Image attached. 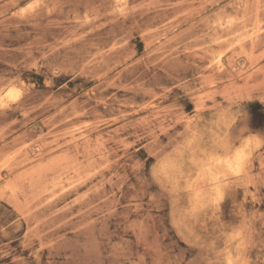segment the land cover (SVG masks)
I'll list each match as a JSON object with an SVG mask.
<instances>
[{"label": "rangeland", "instance_id": "obj_1", "mask_svg": "<svg viewBox=\"0 0 264 264\" xmlns=\"http://www.w3.org/2000/svg\"><path fill=\"white\" fill-rule=\"evenodd\" d=\"M0 264H264V0H0Z\"/></svg>", "mask_w": 264, "mask_h": 264}, {"label": "bare ground", "instance_id": "obj_2", "mask_svg": "<svg viewBox=\"0 0 264 264\" xmlns=\"http://www.w3.org/2000/svg\"><path fill=\"white\" fill-rule=\"evenodd\" d=\"M219 136H220V135H219ZM251 140H252V139H251ZM247 141H248V140H247ZM248 143H249V142H247V144H248ZM200 144H201V143H200ZM245 149H246V148H245ZM211 151H212V150H211ZM227 152H228V151H227ZM226 154H227V153H226ZM226 154H225V156H227V157L224 158V156H222V158H224V159H228V158H229V156H228L229 154H228V155H226ZM230 154H231V153H230ZM235 154H236V152H235ZM235 154H234V155H235ZM238 154H240V153H238ZM213 155H214V154H213ZM234 155H233V156H234ZM233 156H230L229 159H231V157H233ZM239 156H240V155H239ZM239 156L236 154V156L233 157V158H234L235 160H238V157H239ZM244 156H245V155H244ZM218 157H220V156L218 155ZM218 157H216V158H218ZM212 158H213V157H212ZM216 158L214 159V161H215V162H218V161H219V160H218L219 158L217 159L218 161L216 160ZM233 158H232V159H233ZM224 159H222L221 162H223ZM234 159L231 160V161H232L231 164L234 163V162H233ZM241 160H242V159H241ZM211 161H212V160H211ZM214 161H213V162H214ZM213 162H212V163H213ZM221 162H220V163H221ZM224 162H225V164L228 163V162L226 163V161H224ZM236 162H237V161H235V163H236ZM209 163H210V162H209ZM229 163H230V162H229ZM221 164H222V163H221ZM223 164H224V163H223ZM238 164H239V163H238ZM205 165H206V164H205ZM208 165H209V164H208ZM212 165H213V164H212ZM212 165H211V166H212ZM219 165H220V164H219ZM226 166H227V165H226ZM226 166H225V167H226ZM232 166H233V165H232ZM234 166H235V165H234ZM236 166H237V165H236ZM239 166H240V165H239ZM207 167H208V166H207ZM220 167H221V166H220ZM229 167H231L230 164H229ZM208 168H209V167H208ZM223 168H224V167H223ZM235 168H237V167H235ZM235 168H234V172H235ZM209 169H210V168H209ZM210 170H211V169H210ZM238 171H239V170H238ZM238 171H236V172H238ZM217 172H218V170H217ZM222 173H223V172H222ZM212 174H213V173H212ZM215 174H216V172H215ZM218 175H219V174H218ZM219 176L221 177V175H219ZM215 178H216V177H215ZM213 179H214V176H213ZM217 179H218V178H217ZM218 189H219V188H218ZM218 189H217V190H218ZM217 190H215V191H217ZM215 191H214V192H215ZM218 191H219V190H218ZM217 193H219V192H217ZM217 193H215L214 195L217 196V195H216ZM218 196H219V194H218ZM218 196H217V197H218ZM228 259H229V258H228ZM229 260H230V259H229Z\"/></svg>", "mask_w": 264, "mask_h": 264}]
</instances>
